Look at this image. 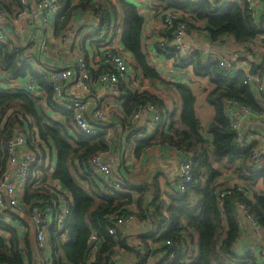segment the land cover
<instances>
[{"label":"trees","instance_id":"trees-1","mask_svg":"<svg viewBox=\"0 0 264 264\" xmlns=\"http://www.w3.org/2000/svg\"><path fill=\"white\" fill-rule=\"evenodd\" d=\"M160 1L166 2L170 11L177 9L187 14L188 18L181 20L186 22L188 28L192 26L189 21L202 22L214 40L229 36L236 44L250 46L263 34L242 0L226 3L217 9H212L211 5L204 0L185 3H179L178 0ZM3 2L4 0H0V3ZM120 4L124 12L122 44L133 56L134 69L140 70L145 78L155 81L158 76L148 66L141 50L143 18L133 5L123 2ZM98 18L101 23H105L104 16L99 15ZM166 35L171 38L172 30ZM19 62L20 56L17 52L11 51L7 45L0 44V71L5 73L4 81L24 78L28 74L35 75L32 69L24 64L18 66ZM183 63L191 66L196 74L210 77L214 89L208 94V101L214 108V116L206 129L210 136L209 142L200 133L201 126L194 112V95L190 90L181 88L182 109L179 122H172L156 138L144 141L138 146L137 152L157 142L170 145L183 152L191 153L194 166H196L192 172V182L185 192L170 199L166 208L169 214V227L156 242L176 239L184 228L188 227L198 236V254L191 264H259L250 252L239 256L235 250L241 231L236 219L237 211L234 203L236 201L244 203L258 225L264 228V193L254 194L253 200L249 201L245 194L238 189H233L220 204L218 191L221 188L218 180L223 170L231 169L239 179L250 185L259 181L264 183V169L249 170L248 163L253 147L237 149L234 146V135L224 113V102L227 100L245 106L256 113L262 112L259 104L264 101L261 102L256 94L244 85L243 73L223 72L217 63L206 65L203 57L196 53ZM39 81L47 92L48 106L55 113L61 114L64 121L58 123L47 115L38 113L35 105L36 99L29 93L0 88V175L5 169L4 144L17 124L34 133L48 167L50 162L48 149L55 152L56 162L53 173L46 176L57 180L64 189L71 193L73 209L71 223L67 227L69 241L64 244L58 243L53 228L49 229V236L58 252L59 262L84 264L87 253L86 239L91 231L97 232L103 240L101 253H105L111 247L112 238L105 231V218L117 206L124 203L119 202L120 196L103 186L101 179L91 173L88 167L91 157L105 149L104 136L99 134L96 137H87L76 133L73 130L70 114L53 105L51 89L45 81ZM146 102L160 105L156 98L146 94H128L124 104V108L127 109L126 113H133L138 105ZM215 163L220 165L219 169L213 168ZM132 189L140 196L133 202L136 203L143 217L146 212L150 211V208L146 209L142 205L141 195L146 188L139 185ZM242 189L246 192L250 187L246 185ZM26 190V203L38 197L36 190L30 188ZM124 198L131 202V198L127 196ZM156 202L160 203V208H155L154 203ZM152 203L151 211L161 217L159 213L163 204L161 199L155 197ZM163 221L161 219L159 224ZM121 243L123 244V241ZM18 246V237L14 232H10L9 237L0 236V264H22ZM28 256L31 258L29 253Z\"/></svg>","mask_w":264,"mask_h":264},{"label":"built area","instance_id":"built-area-1","mask_svg":"<svg viewBox=\"0 0 264 264\" xmlns=\"http://www.w3.org/2000/svg\"><path fill=\"white\" fill-rule=\"evenodd\" d=\"M22 13H27L28 0H18ZM67 0H37V9L43 17L49 14L60 13L62 2ZM73 5L77 0H68ZM200 2L203 0H189ZM212 9H217L224 4L239 2L240 0H204ZM263 2L264 0H257ZM253 21H255L254 3L251 0H244ZM186 15L179 10L163 13L161 18L162 32L158 35L155 45V54L171 55L174 58L186 61L192 54L197 53L193 48L185 44V37L188 33V26L185 21ZM6 12L0 6V26L4 24ZM94 33L97 37V45L94 47L93 66L97 67V83L103 85L105 93L122 99V104L126 102V93L120 89L121 82L128 81V71L131 68L129 59L119 50L111 45L108 40L111 37L112 27L101 23L95 17ZM175 27H173L174 23ZM172 30L171 38L167 37V32ZM66 36L61 38L64 42ZM0 44H5V38L0 27ZM244 63L233 62L225 58H219L215 62L219 69L228 73H243L244 85L248 86L255 94L264 95V75L253 74L248 64L253 60V53L245 51ZM264 54V47H263ZM210 58L206 64L213 63ZM88 63L82 56H78L74 65L64 68H53L52 70L41 69L38 74L25 76L26 82L23 86H18L15 80L9 81L10 88L15 91H24L32 97L46 92L43 90L39 80L47 83L52 92L53 105L71 116L73 130L87 137L99 135L98 126L106 124L109 114L105 109H90L87 100L74 97L70 100L64 99L66 90L74 87L82 92H87L89 85L93 82L88 71ZM224 113L230 123L234 135V146L237 149L253 147V152L248 163L250 171L264 169V149L254 147L256 138L254 135L243 131L242 126L247 121L254 118L263 117L262 113H255L251 109L238 105L227 100L224 102ZM150 114L151 119L142 128H139L131 136V144L144 142L156 136L170 123V111L162 105L151 102L140 104L131 115V121L138 120L141 115ZM173 152L185 156L183 160H178V168L174 175V189L168 190L161 196L162 209L159 210L161 217L153 213L152 204L142 217L135 202L138 192L132 189L124 181V178L116 173L114 165L105 158L103 152L94 154L88 162L90 171L101 179L103 186L112 193L120 196L119 202L124 204L106 216L105 231L112 238L111 247L101 253L103 244L102 238L97 232L91 231L86 239V257L84 264H124L123 256L126 249L136 254L134 264H191L198 254V240L195 233L185 227L181 235L176 239H165L161 243L156 242L165 232L169 222V214L166 211L171 198L180 196L185 192L192 182V172L194 161L191 153L183 152L177 148H171ZM5 169L0 175V236L5 232L12 231V222L20 215L22 209L34 228V245L38 252L36 264H64L58 261V252L55 250L49 229L53 228L55 236L60 244L69 241L67 227L71 223V213L73 209V198L70 192L61 188L57 180L49 176L53 173L52 164L46 162L38 141L32 131L22 125H16L9 138L4 144ZM27 188L36 190L38 197L32 202L26 203L25 196ZM243 194L244 189L238 188ZM232 189L221 188L218 191V201L222 204L224 198L231 194ZM131 198L128 202L126 198ZM123 198V199H121ZM21 203V206H20ZM155 208H160V203H154ZM236 211L246 216L249 227L253 230L259 228L258 222L249 213L244 203H234ZM163 219L164 221L159 224ZM128 233L131 238L124 241ZM129 236V237H130ZM123 241V244L121 243ZM22 257V264H32L29 260L25 247L19 248ZM253 257L256 255L250 252ZM259 257H264V251L259 253ZM101 258V262H100ZM257 259V258H256Z\"/></svg>","mask_w":264,"mask_h":264},{"label":"crops","instance_id":"crops-1","mask_svg":"<svg viewBox=\"0 0 264 264\" xmlns=\"http://www.w3.org/2000/svg\"><path fill=\"white\" fill-rule=\"evenodd\" d=\"M188 1L178 0L179 3ZM251 1L254 3V22L263 34L250 46L236 44L229 36H222L214 40L204 24L196 20L189 21L192 26L188 28L185 44L195 49L196 54L203 57L205 64L208 58L212 59L215 64L219 58L243 64V54L246 53L245 51H251L253 60L248 66L253 74L264 75V1ZM122 2L136 7L138 14L143 18L141 50L146 57L148 66L158 76L155 81L145 78L140 70L134 69L133 56L122 44L124 30V12L120 4ZM0 6L6 12L5 22L0 26L5 38L4 45L18 53L20 56L18 66L24 64L36 75L43 68L52 70L53 68L72 66L78 56H82L90 65L88 71L93 82L89 85L88 91L82 92L70 87L66 90L64 99L80 97L89 102L90 109H105L108 112L107 123L98 126L99 134H102L105 140V149L102 152L117 169L116 173L124 178L127 185L131 188L139 185L145 186L146 189L141 195L142 205L149 207L155 197L161 199L163 193L173 190L178 160H183L185 156L173 152L171 149L173 147L170 145L159 142L137 152L138 146L142 142L135 143L134 147L131 144V136L139 128L149 123L151 115L143 114L138 120L131 121L132 113H126L127 109L124 108L122 99L108 95L104 92L103 85L97 83V67L92 65L94 63L93 51L97 45V37L93 30L94 27H98L94 19L102 15L106 18L105 24L112 27L108 42L126 56L131 63V68L128 71L129 80L121 82L120 89L123 93L126 95L130 93L146 94L156 98L160 105L170 111V125L172 122H179L182 109L180 89L190 90L195 98L194 112L201 126L200 133L210 142V136L206 130L214 116V108L208 101V94L214 89L210 77L196 74L191 66H186L188 64L183 63L185 61L179 63L171 55L155 54L158 35L162 32V15L170 11L167 3L160 0H77L73 5L67 0L62 2L58 15L52 13L45 17L37 9V0H28L27 13L20 17L18 15L22 13V10L18 0H4ZM181 12L185 14L183 11ZM185 15L188 18V15ZM63 36H66L64 42L61 41ZM256 68L258 69L256 70ZM4 79H6L5 73L0 71V88L8 91L13 90L10 88L9 81H4ZM15 81L18 86H23L26 78L15 79ZM43 90H45L44 87ZM256 96L261 102L264 101V95L262 97L256 94ZM47 98L45 92L36 96L35 105L38 113L45 114L53 121L62 123L64 117L55 113L48 106ZM259 106L263 117L247 121L246 124H243L242 129L245 133L255 136L254 147L264 149V103H260ZM169 125L163 130H166ZM163 130L150 139L156 138ZM48 153L52 160V155L55 152L48 149ZM53 167L54 164H52V169ZM213 168L219 169L220 165L215 163ZM218 183L220 188L232 190L249 185L250 189L245 192L249 201L253 200L254 194L264 193L262 181L250 185V183L239 179L231 169L223 170ZM60 187L63 188L61 185ZM138 197L140 196L138 195ZM236 217L241 231L235 246L236 252L239 256L253 252L259 264H264V257H259V253L264 251V228L259 226L256 230L251 229L246 216L239 211L236 212ZM12 227L10 232H14L18 237V251L19 248L25 247L31 255L29 260H32V264H36L33 256L35 231L23 209L12 222ZM168 227L166 226L165 231ZM10 232H5L4 237H9ZM129 236L126 233L124 241L130 239L131 236ZM136 257L132 251H125L123 263L134 264Z\"/></svg>","mask_w":264,"mask_h":264},{"label":"rangeland","instance_id":"rangeland-1","mask_svg":"<svg viewBox=\"0 0 264 264\" xmlns=\"http://www.w3.org/2000/svg\"><path fill=\"white\" fill-rule=\"evenodd\" d=\"M48 160H51V158L48 156ZM55 162H56V156H55V153L52 155V160H51V163L52 164H55ZM30 221V220H29ZM30 223H31V221H30ZM32 225V224H31ZM33 227V226H32ZM35 249V248H34ZM33 256H34V261H35V263H37V260H38V252H37V250L35 249L34 250V254H33Z\"/></svg>","mask_w":264,"mask_h":264}]
</instances>
